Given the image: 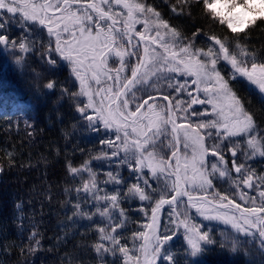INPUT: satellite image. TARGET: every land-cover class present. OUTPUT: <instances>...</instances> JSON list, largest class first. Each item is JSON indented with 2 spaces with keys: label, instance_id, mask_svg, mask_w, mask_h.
<instances>
[{
  "label": "snow or ice",
  "instance_id": "1",
  "mask_svg": "<svg viewBox=\"0 0 264 264\" xmlns=\"http://www.w3.org/2000/svg\"><path fill=\"white\" fill-rule=\"evenodd\" d=\"M197 4H202L206 15L213 20H219L221 24L227 25V28L232 33H243L247 36L246 29L249 26H255L257 20L264 23V0H195ZM78 3V0H0V45L5 48H11L13 54L16 55V63L21 64L24 60L19 53L30 52L29 42L27 40L28 33L43 32L46 28L49 37H55L53 42L49 39L47 49L41 59L47 67L49 73H55L67 62L70 68L71 75H74L79 81L80 90L77 93H71L70 98L79 100L80 97H87V103L80 100L77 104V111L87 121V126L93 130L97 129V122H102L105 128L116 129V140H122V146L115 141H102L107 143L114 150L113 157L120 155L121 150L125 153V159L121 163L131 162L127 159V155L131 152L135 158V169L138 183L133 185L129 192L134 196H138L141 201L151 200V196L147 194L143 188L139 186V181L142 180L146 187H151L148 180L143 178V169H150L151 176L160 182V176L164 177L165 188H170L174 193L170 199H166V193L161 192L160 199L152 208V224L147 227L151 229L150 233L140 232L134 234L133 239L137 236L143 239L140 244L139 251L143 256L135 257V264H182L183 256L174 255L171 251L174 247L173 238L177 235V231L182 226L184 229V240L186 241L185 252L189 256L194 257L204 253L206 250H211L212 246L220 244V249L223 251L227 245L225 243L214 240L208 231H201L198 227L190 225L188 217L184 219H172L173 216H179L180 213L175 211V206L182 201L184 196L188 197V203L192 207H196L200 215H204L201 207L193 203V197L183 190L180 186L181 180L187 184L189 180L192 183L198 184L201 188L207 185L212 187L213 179H225L231 177L230 170L227 169V162L219 151L214 150L213 156L217 157V163L212 165L211 172H206V164L203 156L207 155V149L204 147L203 141L205 137L200 134L197 129H192V134L189 135L187 127L183 124L177 125L173 119L172 102L167 96L163 97L168 101L166 117L163 113H158L154 109L155 98L148 96L143 100V103L135 105V111L129 110V103L136 99L135 92L146 90L149 86H154V79L164 78L165 69L170 73H185L186 75L195 76L193 83L197 85V91H200L199 82L203 80L210 87L204 88L202 91L206 94V100L192 99V104H209L212 105V113H217V104L214 103L213 96L217 99L227 101L228 115L223 116V122L217 120L209 121L208 124L201 123L199 128H216V136L212 137V133H207L209 138L218 140H231L241 133L247 135L249 139L246 141L248 148L251 150L252 156L259 155L264 157V136H259L258 127L252 113L245 109V106L237 94L232 91L229 80H226L221 72L217 69V64L224 62V67L231 66L230 79L234 81L245 80L249 85H254L258 89L256 93L261 103H264V58H260L262 62H257L258 57L255 52L248 50L245 44H241L240 40L244 37L237 36L234 45V51H230V41H221L219 38L209 37L214 44L210 46L207 52L202 49H197L192 52V43L184 44L179 47V52L170 50L164 43V38L168 37L174 46L181 44L182 38L176 29L171 28L166 20H163L161 14L152 6L147 5L140 0H100V4L89 2L81 11H72V4ZM180 3L185 6H190L192 0H180ZM105 7L108 8L105 11ZM113 8L120 9L113 11ZM226 10V11H225ZM172 11L175 13L176 8L173 6ZM126 12V15H125ZM11 14L9 19L5 21L3 14ZM51 13V15H49ZM19 15V24L21 31L25 33L19 41L9 40L6 34L7 25L16 23V16ZM142 24L144 31H137L136 25ZM120 25V27H117ZM39 26V27H38ZM95 30V31H94ZM163 30V35H161ZM155 31V36L146 35V32ZM199 32V30H198ZM197 34L194 33L195 37ZM62 36H67L68 39H63ZM138 37L140 42H144L149 46L143 48V53L140 54L139 44H134L133 40ZM119 42L126 43L127 49L121 50L117 44ZM155 45H159L163 49V56L158 59L160 54L157 52ZM218 46V47H217ZM19 50L18 52L16 50ZM183 54L186 58H179ZM46 57V59H45ZM119 58V67L112 69L108 65L109 58ZM129 57V59H125ZM131 57L136 58V63L132 64ZM203 57V59H200ZM250 64V66H249ZM157 65H159L157 67ZM125 68H130L131 76H122ZM153 68L156 70L153 71ZM37 76L39 74H36ZM71 78V76L69 77ZM104 83L112 82L108 87H103ZM187 81L185 82V84ZM96 86L95 88L93 86ZM47 89H53L55 82L50 81L45 85ZM113 87L117 90L113 91ZM169 87L173 85L169 84ZM185 88V85L176 87V91L180 92ZM69 95L68 89H63L61 96ZM191 95V93H189ZM131 97V100L129 99ZM99 98V99H97ZM153 101V104L149 103ZM83 104V107L80 106ZM181 102L177 101L175 111L181 110ZM191 108V105L188 106ZM92 109L94 114L89 115L88 110ZM144 109V111H142ZM187 111V109H183ZM221 114L223 109L220 110ZM207 108L203 113L193 112V116H206ZM187 119V117H184ZM144 121H147L145 124ZM172 125V133L175 136L176 151H172L171 156L167 161L161 158L155 159V153L148 151L149 147H155L156 141L160 136L166 134V125ZM131 133L136 134L137 138L129 144L128 129ZM183 129L184 143L183 148L187 150L189 142L193 147V157L189 163L187 159L183 165V175H181V161L177 155L180 147L179 131ZM223 129V132H221ZM123 132V138L120 133ZM256 133V135H253ZM162 143V142H161ZM238 147V146H237ZM201 150V158L197 159L196 151ZM232 152V167L242 179V184L249 189L264 187L262 184L254 183V180L264 181V177H255L254 171L249 172L244 164L237 165V151L231 149ZM147 153V155H145ZM11 157V153L8 154ZM247 155V153H245ZM110 159L107 155L98 157V159ZM250 158V157H249ZM175 160V166L171 163ZM174 171L168 172L169 169ZM2 171V169H0ZM69 171L75 176L80 175L82 171H90L88 162L80 168H73L69 165ZM191 172V176H189ZM93 176L91 185L84 184V191L88 192L96 188V181ZM109 178L116 183H119L111 173ZM174 177L171 185L168 180ZM211 177V178H209ZM239 188L240 184H236ZM156 190L153 189V192ZM218 195L221 202V209H228L231 212L238 211L239 217L229 215L228 212L217 211L214 216H206L207 219L223 220L226 224H230L236 229L237 233H243L245 242L249 237L252 241L258 238L260 241V252L264 255V190H261L258 195L261 200L260 207L242 208L241 204L236 203L235 199H228L226 196ZM104 199L110 200L112 208L118 207L119 200L116 195ZM207 198L205 197V200ZM243 199V194L241 195ZM227 200V203L223 201ZM252 203H255L256 197H249ZM212 203V201H207ZM169 205L172 211L169 213L170 223L175 226L174 229L165 228L164 232L157 234V212L164 206ZM20 204L16 205L19 210ZM77 213L80 206L75 205ZM99 211V209H98ZM102 216H108L111 219L108 209L100 213ZM120 215L123 216L121 210ZM91 217H89L90 219ZM121 225L112 227L111 233H106L105 229H99L101 240L107 241L110 247H105L103 243L94 245L95 251L98 254L111 252L113 255L117 251L123 254L124 264H129L133 257L129 255V249L120 244L119 239L114 233L116 228ZM171 232V235L168 233ZM258 234V235H257ZM38 233L33 232L29 239H34ZM39 244V241H36ZM238 240L232 242L231 251L238 252ZM29 251H34L30 248ZM247 255V253H245ZM251 264V262H249ZM264 264V262H262Z\"/></svg>",
  "mask_w": 264,
  "mask_h": 264
},
{
  "label": "trees",
  "instance_id": "2",
  "mask_svg": "<svg viewBox=\"0 0 264 264\" xmlns=\"http://www.w3.org/2000/svg\"><path fill=\"white\" fill-rule=\"evenodd\" d=\"M140 2L152 6L171 28L180 33L183 42L176 50L189 42L192 43V51L207 49L212 42L209 37L215 36L221 41H230V51H234L236 37H244L243 33H232L218 19L213 20L206 15L202 4L195 0L190 6H185L180 0ZM245 31L247 36L240 43L256 53L257 62H262L264 23L257 20L255 26H249ZM194 33L197 34L195 37ZM18 34L19 31L13 34L14 39L18 40ZM121 46H125L123 42ZM33 67L36 69L32 68L34 73L23 72L12 55L0 57V264H95L94 245L103 243L110 247L109 242L101 240V228L87 227L80 232L74 231L70 218L75 214L79 198L84 195L89 200L95 190L84 191L85 183L91 185L93 176L90 173L94 174L96 185L101 180L95 168L101 152L76 142L73 132L78 119L69 112L68 103L59 100L63 89H68L69 95L65 96L70 97L78 88L69 83L71 72L48 73L36 59ZM226 70L224 67L220 71L229 80ZM50 81L60 88L59 92L48 94L43 91L44 85ZM229 84L245 109L253 114L259 136H264V103L259 100L257 91L245 80H231ZM27 101L31 103L29 107ZM15 102L20 104L13 108ZM116 144L122 146V140ZM162 150L163 143L158 146V152ZM122 154L125 155L124 152ZM256 161L261 165L264 177V157ZM85 162H88L90 171H82L75 176L69 171V165L80 169ZM255 174L259 176L258 172ZM216 188L215 201L219 200L217 194L232 199L228 188L219 185ZM169 197L165 195L166 199ZM17 204L21 205L19 210ZM133 206L132 203L120 204L127 219ZM246 206L262 205L256 198L255 203L249 201ZM131 218L132 215L121 223V231L131 224ZM103 229L106 233L112 232L110 226ZM33 232L38 235L30 240ZM119 233L116 229L114 235L120 244L129 241L126 235ZM30 248L34 251H29ZM259 249L257 252L261 253ZM222 256V260H216L217 264H249L233 254Z\"/></svg>",
  "mask_w": 264,
  "mask_h": 264
},
{
  "label": "rangeland",
  "instance_id": "3",
  "mask_svg": "<svg viewBox=\"0 0 264 264\" xmlns=\"http://www.w3.org/2000/svg\"><path fill=\"white\" fill-rule=\"evenodd\" d=\"M226 11V10H225ZM17 23L7 25V31L6 34L8 35L9 40H15L19 41L22 36H24V33L18 34L20 39H13V34H16L18 31H21L20 25H19V17H16ZM226 25V23H225ZM227 26V25H226ZM137 30L138 31H144L142 24H137ZM16 32V33H15ZM48 33V32H47ZM30 36H27V40L29 42V47L31 48L30 52H24L19 53V55L23 56L24 60L21 64L16 63V55L13 54V50L11 48H5L4 45H0V57L2 55H7L8 57L13 56V60L15 63L21 68L23 72L31 71L33 62L36 58H41L42 55L45 53V50L48 46V41H35L34 39L31 40L30 37L36 38L34 33H29ZM146 35L155 36V31L152 32H146ZM163 30H161V35H163ZM49 37V35H47ZM55 38V37H53ZM168 37L164 38L167 40ZM214 42V41H212ZM209 44V47L213 45V43ZM42 43V46H41ZM170 50H175L179 52V49L176 50L177 46L173 45V42L169 39L165 43ZM182 45V44H180ZM119 45V48L121 50L127 49L128 46H121ZM149 46L148 44L145 45ZM40 47V48H39ZM157 52L160 54L158 59H161L163 56V49L158 48L157 45H155ZM208 47V48H209ZM218 47V46H217ZM208 48L202 49L204 52H207ZM19 51L18 49L16 50ZM196 50L192 51L195 52ZM132 58V57H131ZM130 58V59H131ZM179 58L185 59L186 57L183 54H180ZM12 59V58H11ZM46 59V57H45ZM126 60L129 59V57L125 58ZM200 59H203V57H200ZM112 60V61H111ZM44 62V60H43ZM67 63V62H66ZM108 65L112 69H116L119 67V58H115V62H113V57L109 58ZM224 62L221 61L217 64V69L224 70ZM68 66V65H67ZM159 65H157L158 67ZM46 67V65H45ZM69 67V66H68ZM156 69L153 68V71ZM221 72V71H220ZM226 72L227 77L230 79L231 75V66L229 65L227 67ZM131 74L130 68H125L124 73H122V76H129ZM222 74V73H221ZM164 75L167 76V79L159 78L154 79V86L147 87L146 90L136 91L135 95L139 99H136L134 102L129 103V110L133 111L135 109V105L140 104V102L145 99L148 96L154 95V94H161V95H167L169 98L172 99V106H173V119L176 121L177 125H191V128L188 129L189 135L192 134V129H197L201 135L205 137L203 144L204 147L208 150L207 155L203 156V159L205 160L206 164V172H211L212 165L214 163H217V157L213 156V151H219L220 155H223L224 160L227 162V169L231 172L230 178H225L223 180L221 179H213L212 180V187L209 188L207 185H205L203 188H201L198 184H194L191 182V180L188 181V183L185 184L187 187L189 194H216L217 188L216 186H222L223 188H228V191H231V197L232 199H235L237 203H241L245 208L246 204L250 201L249 197H253L252 194L255 195L257 199L260 200L258 193L261 190H264V187H257L254 189H249L247 186L242 184V179L245 177H240L238 175H235L232 171V165L230 163V160L233 159L231 155L229 154L231 149H236L237 151V159L236 164H244L245 168L249 172H255L259 173L258 177H262L261 172V165L258 164V161L261 160V157L257 154L255 156H252L251 150L248 148L246 141L249 139V137L243 133L236 137H232L231 140H218L216 138H209L207 133L211 132L212 137L216 136V128H199V125L201 123L208 124L209 121L217 120L219 122H223V116H227L228 113V107L225 105L227 101L223 99H217L215 96H213L214 103L217 104V113H212V105L209 104H192V99L196 98L199 100H206L207 96L202 91L204 88L210 87L208 83H205L203 80L199 82V88L200 91H197V85L193 83V80L196 79L195 76L186 75L185 73H170L167 72V69L164 71ZM223 75V74H222ZM224 76V75H223ZM225 78V77H224ZM187 83L185 84V82ZM70 83L72 85L77 86L78 88L74 90V93L79 92L80 90V84L79 81L76 79L74 75H72L70 79ZM112 82H108L107 84L102 81L103 87H108ZM169 84L173 85V87H169ZM249 84V83H248ZM179 85H185V88L181 89L180 92L176 91V87ZM257 92L258 89L256 86L251 85ZM96 87L95 85L93 86ZM60 88L54 87L53 89H47L45 86L43 87V91H45L48 94H52L54 92H59ZM117 89L113 87V91H116ZM45 93V94H46ZM191 93V95H189ZM99 99V98H97ZM131 100V97H129ZM59 100H64L65 103H68V109L71 114H73L77 119L78 123L76 122V126L73 132L74 139L77 143H80L84 146H89L93 148L95 151L99 150L101 152L100 157H104L107 155L110 157V159H98L96 162V174L99 175L101 180L96 185V188L90 197V199H86V196L82 195L79 198V212L83 213V215L77 213V209L75 210V214L71 216L70 218V224L75 226L74 231H82L85 228L90 229H98V228H105L107 226L115 227L116 225H121V223H124V221L127 219L126 214L124 211L120 208V204L122 203H132L133 211L131 213H128V219L132 215L131 218V224L121 231V227H118L116 229H119L121 234H124L129 238V241H126L125 243H121V245L126 246L129 249V255L133 257V260L129 261V264H135V257L136 256H143V253L139 251L140 244L143 243V239L139 236L136 237V239H133L134 234L144 232L149 233L150 228L147 226L151 224L152 222V208L155 206L156 202L160 199L161 192L166 193L171 197L173 192L170 188H165L164 183V177L160 176V182H157V179L151 176L150 169L144 168L143 169V178L148 180V184L151 185V187H146L142 180L139 181V186L144 189V191L151 196V200H145L141 201L138 196H134L129 192V189L138 183L137 180V173L133 171V165L135 164V158L132 156L131 152L128 153L127 159L131 162V166H129L128 163H121L122 160L125 159V155L122 154L123 150H121L120 155L117 157L112 156L113 148L109 146L107 143H101L102 141H115V143L119 142L116 140V129L115 127L109 129L105 128L102 124V122H97V129L93 130L92 128H89L87 126V121L85 118L77 111V104L80 100H83L84 103H87V97H80L79 100L75 98H70L66 96H62ZM181 102V110L175 111V105L176 102ZM58 103H60L58 101ZM150 104H153V102H150ZM19 105L18 103H15L13 105L14 107H17ZM26 105L29 107L31 103L29 101L26 102ZM191 105V108L188 106ZM81 107H83V104H80ZM154 109L158 113L165 114L166 117V106L165 103L162 101H154ZM205 108L208 110V114L206 116H193L192 113H203L205 111ZM183 109H187V111H183ZM221 109H223V112L221 114ZM144 111V109H143ZM89 115H93L94 112L92 109L88 110ZM184 117H187V119H184ZM146 124L147 121H144ZM167 131L165 135H162L159 137V139L156 141L155 147H149L148 151L155 153V159L158 161L161 158L163 160L167 161L169 158V154L175 150V144L174 139L172 136V133L170 131V128L172 129V126L169 127V125L165 126ZM129 135V144L131 145L132 141H134L137 138L142 139V137H137L136 134L131 133V129H128ZM221 132H223V129H221ZM121 137L123 138V132L120 133ZM181 141V175H183V165L185 163V160L190 163L193 157V147L191 146V142H189V147L187 150L183 148L184 143V132L183 129H181L178 133ZM255 135V133H253ZM163 143V150L159 153L158 152V146ZM238 146V147H237ZM170 151V152H169ZM247 153V155H245ZM147 155V153H145ZM201 150L197 149L196 151V157L197 159L201 158ZM250 157V158H249ZM175 166V160L171 162ZM174 169V167H173ZM171 169L172 171H174ZM127 171V172H125ZM168 172H170L168 170ZM109 173L112 174L113 177L116 178V180L119 181V183H116L115 181L111 180L109 178ZM189 176H191V172H189ZM257 175L255 174V177ZM211 178V177H209ZM174 180L173 177H171L168 180V184L171 185L172 181ZM254 183L262 184V181L254 180ZM236 184H240V187L237 188ZM153 189L156 191L153 192ZM243 194V199H241V195ZM113 195H116L119 200L118 207L112 208L110 206V200L104 199L105 197H112ZM226 201V200H225ZM261 201V200H260ZM218 202H220L218 200ZM224 202V201H223ZM193 203H196L198 207H201L204 211V215H200L197 212L196 207H192L188 203V199L182 198V201L178 202L175 206V211L177 213H180L181 215L173 216L172 219H184L185 215L189 219L190 225H194L198 227L201 231H208L212 238L214 240L220 241L225 243L227 245L225 250L220 249V244L217 243L215 246L211 247V250H206L204 253L191 257L188 255L187 252L184 251L186 247V241L184 240V229L181 226L179 230L177 231V235L173 238L174 247H172L171 251L174 255L183 256L185 259L182 261V264H217L216 260H222L223 256H229L233 254L234 257L238 256L240 258H243L246 262H251V264H262L264 261V258L261 253L257 252V248L260 247V241L257 238L255 242L252 241V238L249 237L247 239V242H245V237L243 233H237L236 229L232 228L230 224H226L223 220H217V219H207L206 216H214L216 215L217 211L220 212H228L229 215H235L239 217V212H231L228 209H221L220 207L210 204L205 200L202 199H193ZM99 209V211H98ZM105 209H108V212L110 214L111 219H109L108 216H102L100 213L103 212ZM121 210L123 211V216L120 215ZM172 211V208H168L164 215L161 218L160 221V231L157 232V234H161L164 232L165 228L174 229L175 226L170 223V216L169 213ZM263 215V214H262ZM89 217H91L89 219ZM77 232V233H78ZM171 235V232L168 233ZM258 235V234H257ZM238 240V252H232L231 251V244L234 241ZM258 242V244H257ZM100 244V243H99ZM105 246V245H104ZM109 247V246H105ZM247 253V255H245ZM96 254V262L95 264H124V257L119 252H116L115 255H113L111 252L103 253V254ZM157 264H160L158 261Z\"/></svg>",
  "mask_w": 264,
  "mask_h": 264
},
{
  "label": "flooded vegetation",
  "instance_id": "4",
  "mask_svg": "<svg viewBox=\"0 0 264 264\" xmlns=\"http://www.w3.org/2000/svg\"><path fill=\"white\" fill-rule=\"evenodd\" d=\"M52 2L55 3L56 0H52ZM61 2H62V0H61ZM70 2H71V0H70ZM89 2H95V3H97V4H100V0H78V3L72 4V6H71V10H72V11H78V10H79V11L82 12L83 8H85ZM107 10H108V8L105 7V11H107ZM119 10H120V9L113 8V11H114V12H115V11H119ZM2 14H3V19H4L5 21H7V20L9 19V16L11 15V14H7V13H2ZM49 15H51V13H49ZM125 15H126V12H125ZM16 17H19V15L17 14ZM16 23H17V22H16ZM19 25H20V24H19ZM38 27H39V26H38ZM117 27H120V25H117ZM136 30H137V25H136ZM94 31H95V30H94ZM137 31H138V30H137ZM34 35H35L36 38H34V37L32 38V36H31V37H30L31 40L34 39L35 41H39V42L49 41V39H52L53 42H54V40H55V38H53V37L50 38V37L47 36L48 33H47V29H46V28L43 29V32L34 33ZM28 36H30L29 33H28ZM62 38H63V39H68L67 36H62ZM133 43H134V44H139L136 38L133 40ZM121 44H122V42H119V43L117 44V46L119 47V45H121ZM123 44L125 45V47L128 46L126 43H123ZM143 45L145 46L146 43H143ZM41 46H42V43H41ZM120 47H121V46H120ZM39 48H40V47H39ZM139 48H140V45H139ZM36 59H37L36 61H38V58H36ZM111 61H112V60H111ZM131 61H132V64H135V63H136V58H135V57H132V58H131ZM39 64L41 65L42 69H45V70L48 72L47 67H45V64H44V62H43V60H42L41 58L39 59ZM32 67H33V65H32ZM33 70H36V69L33 67ZM64 70H70V68L67 66V63H66V62H64L63 67H62L61 70H59V71L62 72V71H64ZM143 100H144V99H143ZM143 100H142L140 103H143ZM133 111H135V109H134ZM142 111H143V109H142ZM171 153H172V152H171ZM171 153L169 154V157L171 156ZM173 170H174V169H173ZM169 171L172 172L171 169H169Z\"/></svg>",
  "mask_w": 264,
  "mask_h": 264
},
{
  "label": "water",
  "instance_id": "5",
  "mask_svg": "<svg viewBox=\"0 0 264 264\" xmlns=\"http://www.w3.org/2000/svg\"><path fill=\"white\" fill-rule=\"evenodd\" d=\"M136 39L138 40V42H139V44H140V46H141V54L143 53V42H140L139 41V38L138 37H136ZM152 97H154L155 98V100L156 99H162V100H164L163 99V97H165V96H162V95H153ZM147 99V98H146ZM152 100H149V102H151ZM165 102H166V104L168 105V101H166V100H164ZM226 106H227V103L225 104ZM175 137V136H174ZM177 150V149H176ZM230 155H231V157H232V152H231V150H230ZM178 157H179V159H180V147H179V150H178ZM233 173L235 174V175H238L236 172H235V169L233 168ZM180 186H181V188L183 189V190H185V191H187V188H186V186H185V184L183 183V180H181V182H180ZM190 196H192L193 197V199H195V198H197V199H203V200H205V197L207 198L206 199V201H212V204H214V205H216V206H218L219 207V205H220V203H215L210 197H208L207 195H205V194H201V195H190ZM184 198H186V199H188V197L187 196H184ZM223 203H227V201L226 202H223ZM167 206H169V205H164L158 212H157V231H158V229H159V225H160V218H161V215H162V212H163V210L167 207ZM242 208H245V207H242ZM264 215V214H263ZM152 224V223H151ZM150 232H151V229H150ZM149 232V233H150Z\"/></svg>",
  "mask_w": 264,
  "mask_h": 264
}]
</instances>
